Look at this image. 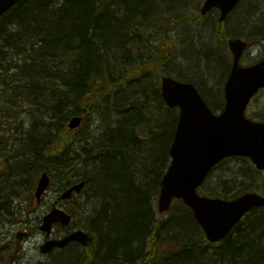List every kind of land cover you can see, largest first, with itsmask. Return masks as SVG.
Instances as JSON below:
<instances>
[{
  "label": "trees",
  "instance_id": "16d2710c",
  "mask_svg": "<svg viewBox=\"0 0 264 264\" xmlns=\"http://www.w3.org/2000/svg\"><path fill=\"white\" fill-rule=\"evenodd\" d=\"M194 1L175 6L173 0H21L3 13L0 123L6 127L0 138L15 155L0 149V232L21 221L23 202L35 197L36 178L46 171L60 191L85 182L67 209L73 217L80 213L77 227L92 236L86 245L71 242L59 250L53 264H264V206L253 208L216 243L206 239L181 199L167 218L155 216L178 121L160 95V77L192 82L215 108L191 74H211L217 64L225 79L230 63L224 49L214 46L229 36L264 39V8H259L247 18L262 14L251 33L229 29V17L221 22L216 14L205 20L206 42L181 46L169 30L197 29L209 14L195 15L200 6ZM157 28L169 29L160 40L153 38ZM92 110L98 133L87 130L70 140L68 120ZM238 159L245 168L220 180L208 196L232 199L257 190L261 172ZM9 253L0 246V264H12Z\"/></svg>",
  "mask_w": 264,
  "mask_h": 264
},
{
  "label": "water",
  "instance_id": "95a60500",
  "mask_svg": "<svg viewBox=\"0 0 264 264\" xmlns=\"http://www.w3.org/2000/svg\"><path fill=\"white\" fill-rule=\"evenodd\" d=\"M20 0H0V17ZM239 0H205L200 10L218 8L224 20ZM232 53L230 73L224 86V108L215 114L208 107L196 86L170 75L160 79V94L169 108H178V121L169 148L170 162L162 175L157 196V210L169 211L174 199H182L191 209L208 241L223 239L252 208L264 206V195L247 191L233 199L199 195L197 190L217 163L227 157H249L256 168H264V123L244 115L247 103L255 92L264 87V58L251 65H241L240 57L247 42L242 38L228 40ZM81 115L71 117L70 130L80 126ZM35 196L39 200L49 185V175L42 172L37 180ZM84 181L67 187L60 195L66 200L79 193ZM71 215L61 207H53L42 218L40 230L49 234L52 225L69 226ZM25 233L19 232L20 239ZM91 236L82 228L73 229L58 238L47 239L39 246L42 254L53 248H63L71 241L86 245Z\"/></svg>",
  "mask_w": 264,
  "mask_h": 264
},
{
  "label": "rangeland",
  "instance_id": "374dc122",
  "mask_svg": "<svg viewBox=\"0 0 264 264\" xmlns=\"http://www.w3.org/2000/svg\"><path fill=\"white\" fill-rule=\"evenodd\" d=\"M122 1H126V0H122ZM182 1L183 0H173L172 4L177 6L178 4H181ZM203 1L204 0H195L194 3L199 2L198 6H200L203 4ZM263 3H264L263 1L260 3H257L256 0H242L239 3V7L237 11L234 14L231 13L229 15V18H228L229 20L227 19L228 28L230 27L229 29L231 30L235 28L236 30H239V31H236L237 33L242 32V34L244 35L251 33L252 29L257 30V26L259 27V25L257 24L259 22L255 26L253 21H255V18L259 19V17L262 14H260L259 12L254 13L255 16L252 17L251 21L249 22L247 18L251 13H253V11L257 9H258L257 11H260L259 8H264ZM149 8H150V11L153 13H155V10L157 9L154 7V5H150ZM199 9L194 11L195 15L199 13ZM215 15H216L215 13H209L205 17L203 16L205 19L202 20V23L200 24L197 23V25H195L197 29L192 28V25L189 30L182 29L180 25L175 30H169L165 28H157V30L152 29L154 33L153 38L155 40H160L166 36L168 32L167 30H169L170 32L168 33V35L169 36L172 35V38L178 39V41L181 43L180 44L181 46L185 45L186 47H188V45L190 46V44L206 42L208 40L207 35L210 34L209 28L205 26L206 24H208L206 23V21L208 20L212 21V19H215L216 17ZM206 18H209V19H206ZM197 30H198V34L194 33V32H197ZM253 37L254 35H252V37L250 38H253ZM252 46L253 48L255 47L256 49L255 48L251 49ZM214 47L218 51L221 48H223L227 54V57H226L227 60L228 61L230 60L231 54H230V51L227 49L225 42H221V43L218 42V44H216ZM224 51H222L221 49V53L222 52L225 53ZM263 57H264V39H260L259 37H256L255 39L250 40L249 50L244 53V55L241 57V60L243 64H251L253 63V61L257 59H261ZM177 61H180V58H177ZM216 67L217 68H214V69H217V70L215 71L212 70L211 74L209 73L205 74L202 72V70H197L194 72V74H191L193 73L191 71L192 69H188V68H186L184 72L194 76V79L196 80L197 85H200L202 89L206 90V94L210 96V99H209L210 103L217 105L215 106V108L211 105L210 106L213 108L214 112L219 113L221 109L224 107L223 106L224 105L223 88L225 84L224 81L226 78L222 79L223 74L222 72H220L221 70L220 66L216 64ZM174 111L177 112L178 114L177 108L174 109ZM90 112H91L90 114L86 115V118L83 121V125L77 128V130L70 132L69 134L70 140L76 141L77 138L81 137L82 136L81 134H83V132H87V130L90 132V134L98 133L96 132L98 125H99L97 121V115L95 112H93V110ZM245 114L249 118L264 121V89L259 90L257 94L253 97V99L248 104ZM0 116H1V111H0ZM5 127H6V124H4V122L0 123V134L1 135L4 132ZM5 131L7 133H11L8 130H5ZM4 140L5 138H0V141H2L0 142V149L4 151V149L2 148H5L10 151L9 152L10 155L14 156L15 150L12 149V145H9V147H7ZM19 144H20L19 142L16 143V145H19ZM24 146L25 144L23 145V147ZM16 147L18 149L20 148V146H16ZM238 158H243V157L231 158L217 165L215 168H213L212 171L210 172V175L202 183L201 187L198 188L197 190L198 194L201 196L202 195L208 196L209 191L216 190L220 187L219 185L220 180L224 178L231 180L232 177L230 176H232V174H234V172L237 169L238 170H240V168L244 169L245 168V165L243 164L244 161ZM244 159H247V158H244ZM1 160H3V156H1ZM11 161H12L11 164H13L16 161V159L12 157ZM247 161H249V159H247ZM260 172L261 173L257 177H255L256 181H258L260 185L258 186L257 190H252V191H255L257 193L259 192L260 194H262V192H264V170ZM246 177H247L246 181H248V179L250 178L247 175ZM243 180L245 179L243 178ZM246 181H242V182H246ZM228 184L231 185L233 183L229 182ZM31 193L33 194V189ZM22 198L23 197H20L21 200ZM76 198H79V196H76ZM156 203L157 201L155 200L154 202L155 207H156ZM175 203H176L175 201L172 203L171 208L174 206ZM23 205L26 206L25 207L26 210L23 211L21 214V219H20L21 221L16 224L4 225L1 227L2 229L0 232V239H3L2 242L4 243H2L0 246L4 245V247H9V250H10L9 257H10V261H12V264H36L38 261L45 260V257L42 256V254L40 253L38 249V246L42 243L44 239L43 233L40 232L38 228L39 227L38 225L40 223V220L43 214L46 213V211L49 210L52 206H60L62 208L64 207V209L68 211L67 206L69 205L67 202L59 201L58 183L57 182L55 183L53 181L48 186V188L45 191V194L42 196L39 202H36L35 198L30 197L29 200H26L25 202H23ZM171 208L169 212H164V213H158L159 211L156 210V214H155L156 218L157 219L167 218L168 215L170 214V211L172 210ZM29 211L30 213L28 214ZM75 214L76 215L73 217V220L69 228H79L77 226H80V213L76 212ZM65 231H67L66 228H62L61 226H59L58 229L57 228L55 229V233L57 235L63 234ZM19 232H22V233L26 232L28 235L22 236L21 239L17 240L15 239V235ZM13 241L15 242V245L14 244L10 245V243ZM57 253L58 252H54L53 254H51L50 259L51 257L54 258L55 256H58ZM4 264H7V263H4Z\"/></svg>",
  "mask_w": 264,
  "mask_h": 264
},
{
  "label": "flooded vegetation",
  "instance_id": "af4514ba",
  "mask_svg": "<svg viewBox=\"0 0 264 264\" xmlns=\"http://www.w3.org/2000/svg\"><path fill=\"white\" fill-rule=\"evenodd\" d=\"M241 1H242V0H241ZM241 1H240V2H241ZM240 2H239V3H240ZM238 5H239V4H238ZM236 8H237V7H236ZM236 8H235V9H236ZM214 11L217 12V11H219V9H218V8H217V9L215 8ZM233 11H234V10H233ZM231 12H232V11H231ZM231 12H230V13H231ZM249 45H250V44H249V42H248V46H249ZM247 48H248V47H247ZM247 48H246V50H247ZM244 52H246V51H244ZM243 55H244V53H243ZM243 55H242V56H243ZM251 119H252V118H251ZM254 120H255V119H254ZM263 122H264V121H263ZM44 239H45V238H44ZM44 262H46V260L38 261V263H44Z\"/></svg>",
  "mask_w": 264,
  "mask_h": 264
}]
</instances>
